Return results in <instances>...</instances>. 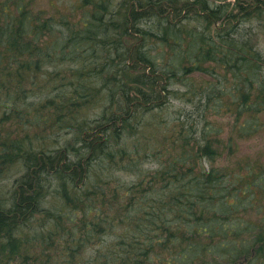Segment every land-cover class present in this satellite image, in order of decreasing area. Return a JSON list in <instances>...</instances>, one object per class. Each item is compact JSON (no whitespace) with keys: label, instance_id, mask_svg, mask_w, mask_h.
<instances>
[{"label":"trees","instance_id":"16d2710c","mask_svg":"<svg viewBox=\"0 0 264 264\" xmlns=\"http://www.w3.org/2000/svg\"><path fill=\"white\" fill-rule=\"evenodd\" d=\"M234 1L236 14L222 0H79L73 20L0 0V124L9 126L0 128V179L25 168L0 192V264H82L86 248L94 258L85 264H264V154L207 168L200 154L213 161L215 139L205 122L192 140L211 114L233 117L239 136L264 126V54L252 32L264 37V0ZM190 19L207 30L187 28ZM133 32L138 48L126 44ZM151 39L156 56L145 48ZM178 75L194 110L161 119ZM155 104L158 170L106 199L95 166L116 154L133 160L124 142L140 138L138 112ZM67 128L72 144L51 149ZM48 188L60 199L47 200Z\"/></svg>","mask_w":264,"mask_h":264},{"label":"rangeland","instance_id":"374dc122","mask_svg":"<svg viewBox=\"0 0 264 264\" xmlns=\"http://www.w3.org/2000/svg\"><path fill=\"white\" fill-rule=\"evenodd\" d=\"M27 6V8H31L32 10L36 12L42 11V16L45 17L47 15H55V16H65L67 18H71L74 20V12L72 11V8L76 6L79 2V0H23ZM247 0H239V6L241 3L245 2ZM225 7L228 8V10H232L234 14L238 11V5H236L237 2L234 0H222ZM198 8V7H197ZM194 10H191L189 13V16L192 15L195 16L196 13ZM188 11H184L179 19L183 16V14H187ZM47 14V15H46ZM77 19V18H76ZM187 24V28H190L192 31H206L207 25H205L204 21L202 22V25H200L195 20H187L185 21ZM255 19H252L247 24H253L255 26ZM175 23V22H174ZM201 23V22H200ZM150 25V24H149ZM149 25H144L141 23L140 27L148 28ZM205 25V26H204ZM156 27V23L154 24ZM209 26V25H208ZM210 31L211 34H214V30L219 28L218 25H210ZM58 28H61L58 26ZM252 32L255 33L256 39L258 41V47L260 51L264 54V37L263 35H257L258 30L256 28H252ZM133 36L135 39L128 38V42L126 43L128 46H132L133 48H138L140 45H143V42L138 41V36H136V33L133 32ZM96 53H102V47L99 45H94ZM145 48L150 49L152 54L156 56V40L151 39L145 44ZM105 55V54H104ZM114 56V55H113ZM133 60L136 59L135 56L131 57ZM115 59V56H114ZM79 60H83L82 57L79 58ZM102 59L96 58V62H101ZM115 63H119L120 66L114 67V70H119L122 67V63L120 60H113ZM113 62V63H114ZM81 62L75 63L77 66ZM142 68V66H141ZM141 68L139 71H141ZM148 72V70H146ZM152 76H156V73H153ZM192 75L188 76L189 78ZM198 81V79H195ZM164 81V80H163ZM162 81V82H163ZM167 81L164 82L166 84ZM184 82V77L181 75H178L176 78L170 81L169 84H167V89L170 92H175L176 95L168 94L166 95V98L168 97L169 103H166V106H168L167 116L162 117L161 119H168V117L172 118H182L181 115L190 114L189 111L193 110V102L195 100V97L193 95H189L187 91H185L186 87L182 84ZM99 87V86H98ZM156 88V85H154ZM99 89H102L100 87ZM156 93V92H155ZM190 97V98H189ZM36 99L35 97L33 98ZM188 99H191L189 101ZM164 108V106H163ZM148 109V110H147ZM158 109V108H157ZM185 113V114H184ZM186 114V115H187ZM89 123H91V120H93L98 115V109L93 108L90 109L86 113ZM191 115V114H190ZM139 117V118H138ZM205 121L196 122L195 129L196 132L192 135V140H196L194 143H199L200 135H199V129L201 130L202 127L204 128V123H206L205 128L207 129V132H209V136L206 138L215 139V142H211V146L214 149L215 158L214 160L208 159V157H204L203 151L200 154L201 159L199 160L200 163H202L203 167L207 168H214V169H222L224 167H235L238 165L239 161L247 160V159H253L257 157V154L261 153L264 154V126L263 129L260 130L256 134H251L250 136H239L237 134L236 130L238 128L237 122L233 117H224V116H214L213 114L206 116ZM192 116H190V119ZM137 119L139 121L140 125V138L135 137L133 140L129 139L124 142V150H126L130 157H132L133 160L131 161H124L120 158L119 154H116L112 158L108 159L107 165H103L102 167H99L98 165L95 166V172L97 175H94V177H99L101 181L103 182V185L101 187V192H104L106 195V199H110L111 194L113 192L114 187L118 184L122 185H133L138 180L141 179L143 181L150 180L152 177H154L156 171L159 167V155L156 154L158 151H156V143H160L161 134L164 132L158 129L156 132V123L160 120H156V104L155 106L151 105H143V107L139 110ZM191 124L192 121L188 120ZM264 123V121H263ZM261 123V124H263ZM11 125V124H10ZM1 133L4 132V130L8 129L7 127H2V124H0ZM185 133L187 134L188 131L185 129ZM74 130L72 128L64 129L63 131L58 132L53 137H50L49 143H51V149H61L66 144H72L73 138L75 139V134L73 132ZM202 133V132H200ZM191 137V136H190ZM138 146L139 148L144 149V151L141 153V157L138 158V154H135V146ZM60 147V148H59ZM153 148V149H152ZM50 149V148H49ZM65 149V148H63ZM141 149V150H142ZM66 151L69 153L71 157L72 151H69L66 149ZM76 158V157H74ZM138 158V159H137ZM204 163V164H203ZM245 163V161H244ZM126 166V167H125ZM127 167H134L137 171L140 170L139 177H137L136 174L132 173ZM126 168V169H125ZM23 170H25L24 167L19 166L18 168H15L14 170L8 172V174L0 179V192H8L10 188H13L15 185L16 180L24 173ZM119 182V183H118ZM95 183V180H92L90 183L89 188L92 186V184ZM43 191H45V188L43 187ZM47 200H54V199H60V196L56 194L54 191H51L49 188L46 192ZM40 228L37 227V231ZM40 233V231L37 232V234ZM44 233V232H43ZM112 235V234H111ZM113 236V235H112ZM107 239H110V236L106 237ZM60 247V246H58ZM45 248V247H44ZM42 249V245H35V248L31 250L33 252H39ZM86 251L85 253H83ZM83 253V258L81 259L82 264L89 263L94 257L91 253V248H86ZM56 252L52 254V256H55Z\"/></svg>","mask_w":264,"mask_h":264},{"label":"bare ground","instance_id":"6f19581e","mask_svg":"<svg viewBox=\"0 0 264 264\" xmlns=\"http://www.w3.org/2000/svg\"><path fill=\"white\" fill-rule=\"evenodd\" d=\"M193 110H194V108H193Z\"/></svg>","mask_w":264,"mask_h":264}]
</instances>
